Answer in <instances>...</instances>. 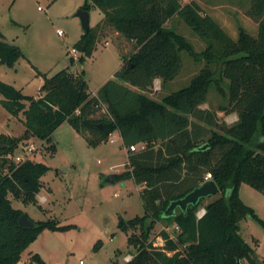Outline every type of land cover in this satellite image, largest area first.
Wrapping results in <instances>:
<instances>
[{
    "label": "trees",
    "instance_id": "1",
    "mask_svg": "<svg viewBox=\"0 0 264 264\" xmlns=\"http://www.w3.org/2000/svg\"><path fill=\"white\" fill-rule=\"evenodd\" d=\"M82 7L100 9L104 19L75 42L81 63L109 27L134 41L135 49L95 93L89 89L85 70H74L70 64L51 75L40 72L43 83L37 95L25 94L0 79V103L11 112H22L25 124L19 136L0 133V142L6 144L0 147V264L18 263L44 228L64 227L51 218L33 219L32 227L18 223L24 211L12 205L9 194L37 203L41 177L50 166L37 159L6 157L33 136L48 143L53 153L52 133L64 121L88 134L90 145L107 140L114 131H119L125 146L144 144L128 151L126 169L113 175L115 180L133 178L143 185L145 214L119 222L126 232L141 228L139 234L128 235L136 251H130L131 259L123 264H264L239 233L244 217L264 224L239 194L242 182L264 193V0H251L245 7L257 22V34L240 27L237 38L198 0L185 4L181 0H85ZM176 14L204 41L203 53L198 55L208 62L188 85L157 99L145 90L157 78L164 83L176 76L183 48L194 53L193 44L166 25ZM23 56L0 29V63L13 66ZM70 60L73 64L74 56ZM216 71L228 80L226 103L220 109L237 113L232 124L219 122L216 110L201 107L217 80ZM102 104L107 105V113L96 117ZM207 172L220 190L205 203V212L198 215L200 199L166 216L170 201L202 184ZM158 219L175 226L174 234L166 228L159 232L160 246L149 239ZM31 260L28 264H47L37 253Z\"/></svg>",
    "mask_w": 264,
    "mask_h": 264
},
{
    "label": "rangeland",
    "instance_id": "2",
    "mask_svg": "<svg viewBox=\"0 0 264 264\" xmlns=\"http://www.w3.org/2000/svg\"><path fill=\"white\" fill-rule=\"evenodd\" d=\"M181 1L185 4L190 0ZM198 1L203 10L213 15L233 38H237L240 27L257 34V22L245 8L251 0ZM84 2L0 0V29L4 38L18 45L24 53L13 66L0 63V79L21 88L25 94L37 95L43 83L40 72L51 75L68 64L74 70H85L90 91L96 92L113 78L122 65L123 57L134 51V41L121 33L117 36L110 28L105 36H100L92 54L81 63L74 44L84 33L81 19L76 15ZM98 12V8L92 7L90 26ZM166 25L184 35L193 44L194 53L183 48L182 65L176 76L164 83L157 78L145 90L157 99L188 85L208 62L205 56L198 55L203 53L204 41L179 14L171 17ZM59 29L62 33H58ZM71 56L75 58L73 64ZM210 65L216 68L215 62ZM215 78L217 80L210 85L207 101L201 107L216 110L219 122L232 124L238 117L237 113H226L220 109L226 103L228 80L221 78L218 71ZM102 113H107L106 104H102L95 116ZM24 130L22 112H11L0 103V133L19 136ZM113 135L114 141L107 139L90 145L88 134L78 132L64 121L52 133L56 144L53 153L48 143L33 136L23 139L12 153L6 155L15 161L32 158L50 166L41 177L43 186L37 195V203H25L12 194L9 197L13 206L21 208L32 219L51 218L64 226L62 229L44 228L23 252L22 262L31 263L30 254L37 253L47 264H123L130 251H136L129 243L128 235L131 232L139 234L141 228L132 227L126 232L120 228L119 222L122 218L127 220L145 214L141 197L143 187L133 178L106 180L110 174L122 173L128 161V151L120 133L114 131ZM3 171L7 169L3 168ZM239 194L264 221V193L242 182ZM214 196L216 193L202 197L201 208ZM164 228L175 233L172 223L154 220L149 239L158 246L163 243L159 232ZM239 233L264 263V224L255 218L244 217L239 223Z\"/></svg>",
    "mask_w": 264,
    "mask_h": 264
},
{
    "label": "water",
    "instance_id": "3",
    "mask_svg": "<svg viewBox=\"0 0 264 264\" xmlns=\"http://www.w3.org/2000/svg\"><path fill=\"white\" fill-rule=\"evenodd\" d=\"M76 15H78L81 19V23L84 29V32L88 31L90 29V10L80 7ZM100 127H102V124H99ZM6 144L0 142V147H5ZM107 181H114L113 174H110L107 178ZM125 184L124 182L122 183ZM220 187L218 186L217 182L210 178L208 180H205L202 184L194 187L192 190L187 192L184 196L173 199L170 201L169 205L164 211V214L166 216L174 214L176 209L180 207L181 209L185 210L189 204H196L202 197L215 194L219 192ZM152 221L151 218L148 220V224H150ZM18 223L22 226H29L32 227L35 225V221L28 215V213L23 212L21 216L18 219Z\"/></svg>",
    "mask_w": 264,
    "mask_h": 264
},
{
    "label": "built area",
    "instance_id": "4",
    "mask_svg": "<svg viewBox=\"0 0 264 264\" xmlns=\"http://www.w3.org/2000/svg\"><path fill=\"white\" fill-rule=\"evenodd\" d=\"M58 33H62V30H58ZM77 51V50H76ZM156 89L158 88L157 86L155 87ZM114 135H113V132H111L110 134H109V136H108V139L110 140V141H114L115 139H114V137H113ZM126 147V149H127V151H134V150H137L138 148H140V147H144V144L143 143H138V144H131V145H129V146H125ZM21 161V160H20ZM212 177V174H211V172H207L206 174H205V176H204V179L205 180H208V179H210ZM205 212V208L204 207H202V208H200V210L198 211V215H202L203 213ZM131 257H132V254H128V256H126V260H129V259H131ZM20 264H25L24 262H20Z\"/></svg>",
    "mask_w": 264,
    "mask_h": 264
},
{
    "label": "crops",
    "instance_id": "5",
    "mask_svg": "<svg viewBox=\"0 0 264 264\" xmlns=\"http://www.w3.org/2000/svg\"><path fill=\"white\" fill-rule=\"evenodd\" d=\"M91 10L92 9H90V13H91ZM103 19H104V13L99 9L98 15L96 16L95 22H94V24L92 26L96 25L98 22H100ZM90 20H91V14H90ZM108 31H110V27L108 28ZM113 31L117 34V36L120 34L118 31H116L114 29H113ZM92 93H95V91H92ZM117 132H119V131H117ZM120 137H121V135H120ZM121 139H122V137H121ZM142 187H143V185H142ZM30 255H32V253ZM22 256H23V253H22ZM22 261L23 260H22V257H21L20 261L18 263H16V264H20V262H22Z\"/></svg>",
    "mask_w": 264,
    "mask_h": 264
}]
</instances>
